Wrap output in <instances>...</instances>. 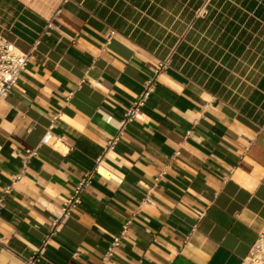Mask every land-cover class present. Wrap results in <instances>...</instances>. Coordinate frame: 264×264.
Returning a JSON list of instances; mask_svg holds the SVG:
<instances>
[{
	"label": "crops",
	"instance_id": "1",
	"mask_svg": "<svg viewBox=\"0 0 264 264\" xmlns=\"http://www.w3.org/2000/svg\"><path fill=\"white\" fill-rule=\"evenodd\" d=\"M0 33L31 50L0 99V264L43 243L37 264H247L264 225V0H0Z\"/></svg>",
	"mask_w": 264,
	"mask_h": 264
},
{
	"label": "built area",
	"instance_id": "2",
	"mask_svg": "<svg viewBox=\"0 0 264 264\" xmlns=\"http://www.w3.org/2000/svg\"><path fill=\"white\" fill-rule=\"evenodd\" d=\"M206 12L204 6L196 10V15H203ZM51 25V24H49ZM31 57V50L22 51L20 50L12 41H10L6 36L0 33V99H5L15 83L19 79L22 72L25 70L29 58ZM168 58H165L158 62L157 67L154 70L153 75L148 77L144 83L143 88L137 97L132 102L130 108L126 112V117L122 119L121 124L127 120L139 117V108L144 105L145 101L148 99L150 94L154 90L155 82L157 75L160 70L164 69L168 65ZM50 137V131L47 132L42 137V142H46ZM117 140V136H113L108 140L107 148H113ZM27 155L34 153L33 149L26 150ZM95 169L86 171L79 178L77 183L74 185L71 194L67 199L62 203V205L53 210V219L50 224L49 234L53 233L62 219L66 216H69L74 209L78 206L82 192L84 189L91 183L94 177ZM159 176V175H158ZM158 176L155 178V181L158 179ZM152 188L146 191V194L143 197V202L154 203L153 198L150 195ZM11 190V184L6 185L4 188V193H9ZM3 199L0 198V206H2ZM126 232V226L122 228L118 235H115L110 242L105 247V250L102 253L101 259L103 262L108 261L118 244L122 236ZM48 237V236H47ZM44 250L43 245L38 248L35 253L26 261L27 264H37L39 260V255ZM244 261L247 264H264V225L260 231H258L257 236L253 243L250 245L247 255L244 258Z\"/></svg>",
	"mask_w": 264,
	"mask_h": 264
}]
</instances>
